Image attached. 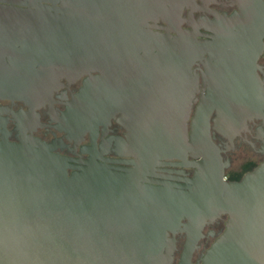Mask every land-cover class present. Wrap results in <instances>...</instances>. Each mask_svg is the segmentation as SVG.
<instances>
[{
    "label": "water",
    "instance_id": "1",
    "mask_svg": "<svg viewBox=\"0 0 264 264\" xmlns=\"http://www.w3.org/2000/svg\"><path fill=\"white\" fill-rule=\"evenodd\" d=\"M13 1L25 8L0 5V99L28 106V124L35 109L51 106L60 80L87 76L52 116L54 127L78 143L115 119L126 131L116 154L132 159L118 161L130 168L73 160L26 132L18 143L4 135L0 264H264V161L225 181L209 133L214 109L225 123L264 122V90L249 70L264 27H244L264 26V0H230L239 12L213 13L226 26L212 27L210 41L197 39L198 27H179L195 0ZM158 18L168 27H150ZM204 54L213 77L238 82L203 97L188 129L198 89L192 67ZM239 64L247 71L234 74ZM162 160L195 169L194 177L185 185L148 179ZM221 215L225 230L193 263L203 227ZM176 234L185 237L177 261Z\"/></svg>",
    "mask_w": 264,
    "mask_h": 264
},
{
    "label": "flooded vegetation",
    "instance_id": "2",
    "mask_svg": "<svg viewBox=\"0 0 264 264\" xmlns=\"http://www.w3.org/2000/svg\"><path fill=\"white\" fill-rule=\"evenodd\" d=\"M0 5L16 6L25 8L23 5L15 4L13 0H0ZM161 8L168 11V2L162 1ZM239 12L235 5L230 4V0H195L194 6L185 7L180 16V24L183 30L193 31L196 29L197 39L201 41H210L213 35L212 27H224L223 24H214L215 16L229 17L234 13ZM212 22V23H211ZM150 27H168V25L158 18L156 21H149ZM231 27H242L237 24ZM244 27H264L262 25H245ZM160 32H164L159 29ZM260 43L264 46V34H259ZM7 62V57H4ZM208 54H204L201 61L193 65L192 69L198 77V89L195 95V100L191 107V114L188 120V129H190L191 119L194 116L196 107L202 102L203 97L208 94H223L227 92L224 85L238 82L234 78L217 76L215 66L209 63ZM228 73L229 70L225 67ZM247 67L239 64L238 68H233L237 73H245ZM251 71L255 73L261 88L264 90V48L261 50L254 65L250 66ZM92 75H96L93 73ZM87 76H82L78 80L68 84L65 79L60 80L62 86L57 88L52 93L51 106H44L35 109L32 112L28 124L23 122L22 113L28 112L29 108L21 101H10L8 99H0V139L5 135L11 142L18 143L22 132L31 134L47 144L55 146L54 153L71 158L73 160L85 161L90 156L100 157L106 160V163L114 167L130 168V164L120 163L118 161L131 160L118 156L119 140H125L126 131L116 122L115 119H110L106 125L97 127L96 132L91 136L90 132H86L81 136V139L76 143L75 139L68 140L67 134L60 132L54 126L56 122L52 121V116L59 115L66 109V102L71 101L72 95L79 92L82 87V82ZM222 77V78H221ZM218 86V87H215ZM224 86V87H221ZM119 115L117 114L116 117ZM209 133L212 142L219 150V155L223 165V178L227 182L239 181L244 174L251 171L254 167L264 161L262 149L264 147V122L258 119L243 120L235 125L223 122L218 115L216 109L212 110L209 116ZM227 126V127H226ZM225 127V128H224ZM26 129L30 131H26ZM94 137V145L91 144L90 138ZM85 149L86 152L81 151ZM190 159V158H189ZM102 162V161H100ZM176 161L162 160L155 167L152 176H147L148 179L157 182L175 183L185 185L183 179H191L194 177L195 169L190 167H179L174 163ZM73 165L79 163L71 162ZM73 170L68 169V173ZM152 185L159 186L153 182ZM226 215H221L211 223L205 224L202 230L203 237L198 242V248L194 251L192 262L195 263L202 254L210 247L212 242L225 230ZM175 259L181 253L184 245V234L175 235Z\"/></svg>",
    "mask_w": 264,
    "mask_h": 264
}]
</instances>
